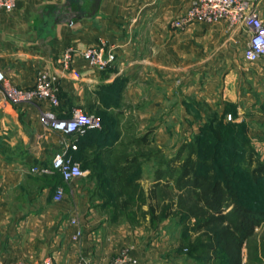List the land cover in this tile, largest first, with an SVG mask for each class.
Instances as JSON below:
<instances>
[{
  "label": "crops",
  "instance_id": "obj_1",
  "mask_svg": "<svg viewBox=\"0 0 264 264\" xmlns=\"http://www.w3.org/2000/svg\"><path fill=\"white\" fill-rule=\"evenodd\" d=\"M70 1L77 13L73 21L64 14L48 13L50 6L65 7L66 0H16L13 11L0 9V71L9 84L21 88L31 87L39 71L49 72L59 89V117H68L73 109H96L101 88L121 78H127L125 97L141 94L145 100L142 111L136 112L143 125L151 116L161 115L167 105L175 109L181 103L183 78L190 88H199L197 81L193 82V69L195 80L206 76L200 85L202 93L213 97L214 66L208 62L212 55L193 68V46L187 41L191 42L193 34L208 43L225 36L233 44L240 32L232 28L228 36L222 22L193 24L183 32L171 29V20L183 14L191 0ZM254 5L264 19V0H256ZM241 34L246 41L243 31ZM100 44L114 49L115 62L109 69L98 72L77 59L79 80L61 71L57 60L64 48ZM183 46L189 49L186 54ZM225 66L228 74L221 87L226 100H264V64L241 66L226 61ZM112 140L109 130L104 134L93 130L78 139L77 151L72 153L83 171L77 180L78 200L75 206L69 204L64 190L63 200L54 204L49 183L56 176L31 169L50 167L59 138L41 126L37 107H14L0 93V264L45 258H51L53 264H77L80 259L88 264H110L128 247L129 255L139 264H154V243L134 240L127 220L113 214V199L129 196L128 185L146 195L151 181L143 175L138 179L120 176L119 167L130 159L116 156L117 140ZM73 217L77 226L69 222ZM77 228L81 236L74 240Z\"/></svg>",
  "mask_w": 264,
  "mask_h": 264
},
{
  "label": "rangeland",
  "instance_id": "obj_2",
  "mask_svg": "<svg viewBox=\"0 0 264 264\" xmlns=\"http://www.w3.org/2000/svg\"><path fill=\"white\" fill-rule=\"evenodd\" d=\"M69 1L66 0L65 7H48V13L64 14L67 20L73 21L77 13ZM224 30L229 36L232 28L226 26ZM241 31L236 32L233 44L226 41L225 36L215 37L208 43L196 39L193 34L191 42L187 41L193 46V68L195 63H205V58L212 55L208 62L214 66L213 97L202 93L200 85L206 76L195 80L193 69V82L197 81L199 88H190V83L186 84L183 78L181 103L176 104L175 109L167 105L160 117L151 116L145 125L139 123L136 116L145 105L142 95L132 99L124 96L127 78L101 88L99 106L85 111L100 119V130L112 132V141L117 140L116 156L135 161L127 174L135 179L143 175L151 181L146 195L136 190L128 191L127 197L115 198L116 212L113 214L119 220H127L134 240L148 245L154 243V264H225L222 247L211 244L209 235L212 229L231 227L233 217L208 224L204 209L197 204L193 192L177 182L180 167L187 159L197 160V172L207 171L211 178L220 177L232 185L238 203L259 213L253 234L242 243L240 259L241 264H264V170L262 175L252 174L259 166L264 169V100L253 101L252 97L245 103L231 102L223 97L221 87L228 74L226 61H235L241 66L247 64L240 57L245 44ZM186 52L189 49L183 46V54ZM254 105L257 107L253 108ZM228 115H231L230 120ZM161 122L163 128L158 127ZM144 137L146 141L143 142ZM49 185L50 193L62 187L66 192L65 200L75 206L77 181L61 183L55 178ZM230 210L222 214L227 215ZM67 216L63 219L67 220ZM122 250L129 252L130 248Z\"/></svg>",
  "mask_w": 264,
  "mask_h": 264
},
{
  "label": "built area",
  "instance_id": "obj_3",
  "mask_svg": "<svg viewBox=\"0 0 264 264\" xmlns=\"http://www.w3.org/2000/svg\"><path fill=\"white\" fill-rule=\"evenodd\" d=\"M256 0H191L187 10L175 17L171 27L175 31H182L193 24L214 25L224 23L228 28H239L245 34L243 59L248 64H264V19L261 18L254 2ZM16 8V0H0V9L11 12ZM77 59H82L88 66L98 72L109 69L115 62L112 47L104 44L91 45L85 49L67 46L63 49L57 63L61 71L69 75L72 80H79L81 73L76 69ZM0 93L12 106L31 105L37 107L39 121L43 128L50 130L59 138L49 168H33L31 172L42 175L59 174L64 183H72L83 176L80 164L74 160L72 153L77 151L78 139L88 132L101 129L100 119L92 114H86L80 109L71 110L68 117H59L60 109L59 89L55 77L47 71H39L33 85L21 88L8 83L5 75L0 71ZM231 119V115H228ZM65 192L62 187L54 190L52 200L59 203ZM70 224L77 226L76 217L70 219ZM81 236V230L76 229L72 238ZM10 264H53L51 258L41 261L15 262ZM77 264H88L86 259H80ZM110 264H139L128 251H120Z\"/></svg>",
  "mask_w": 264,
  "mask_h": 264
},
{
  "label": "trees",
  "instance_id": "obj_4",
  "mask_svg": "<svg viewBox=\"0 0 264 264\" xmlns=\"http://www.w3.org/2000/svg\"><path fill=\"white\" fill-rule=\"evenodd\" d=\"M72 2L74 4L75 0H72ZM105 131L107 130H100V133L104 134ZM142 141H146V137L142 138ZM124 158L128 159L127 157ZM134 163V160H129L126 166L119 167L118 173L120 176L126 175L131 168L129 166ZM196 166L197 160L187 159L180 167L181 173L177 182L180 187H186L193 192L197 204L204 209L208 224L220 223L225 221L227 217H233L231 227L218 231L215 229L210 230L209 241L213 245L222 247L225 254V264H241L240 249L242 243L253 234L259 222V213L251 211L238 203L235 192L232 191V185H229L226 181L224 182L220 177L211 178L207 171L203 174L197 172ZM221 169L224 172V168ZM263 170L259 166L252 171V174L262 175ZM53 176L63 182L59 174ZM128 188H131L130 191L132 192L137 190V187L132 188L130 185H128ZM124 204H126V201H124ZM228 208H231V210L227 215L222 214Z\"/></svg>",
  "mask_w": 264,
  "mask_h": 264
}]
</instances>
